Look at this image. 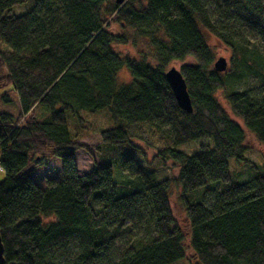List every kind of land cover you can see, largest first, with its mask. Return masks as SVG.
Instances as JSON below:
<instances>
[{
    "label": "trees",
    "instance_id": "trees-1",
    "mask_svg": "<svg viewBox=\"0 0 264 264\" xmlns=\"http://www.w3.org/2000/svg\"><path fill=\"white\" fill-rule=\"evenodd\" d=\"M111 21L147 51L117 53L132 41L111 32ZM205 32L231 50L228 71H215ZM175 62L191 114L165 78ZM122 69L129 82L120 83ZM250 76L256 86L239 89ZM218 92L264 145V0H0L5 264H176L188 249L197 264H264V171L247 159L246 130ZM100 114L108 119L101 151L116 157L80 176L87 116ZM201 141L195 154L179 150ZM147 151L177 168L187 233L172 209V182L139 166ZM55 159L59 181L39 187L36 171ZM232 160L249 168L248 179L232 175ZM116 171L127 181L117 184Z\"/></svg>",
    "mask_w": 264,
    "mask_h": 264
},
{
    "label": "rangeland",
    "instance_id": "rangeland-1",
    "mask_svg": "<svg viewBox=\"0 0 264 264\" xmlns=\"http://www.w3.org/2000/svg\"><path fill=\"white\" fill-rule=\"evenodd\" d=\"M34 4V1H31L27 5L18 7L14 10V14L22 15L28 12ZM109 29L114 34H125L126 30H123L119 24L114 21H111L109 24ZM131 38L130 44L128 45H116L115 50L117 53L122 55L123 57H133L137 58L140 56V53L146 52L147 47L144 41L137 40V45L133 43L134 34L132 32H127ZM127 34V35H128ZM206 40L210 47L214 50L216 55V60L219 58H225L228 62L227 71L230 69V61L232 59V52L225 45H223L220 41L217 40L213 35L205 32ZM182 63L175 62L171 64L169 68H176L180 70ZM237 78V77H236ZM118 79L120 83H126L130 81V74L126 69H122L118 74ZM257 82L252 76L247 78L245 85H238L239 89H244L246 87L256 86ZM236 88V86H235ZM217 98L222 104L223 107L228 111L229 115L233 120L239 123L244 129V124L241 119L235 117L229 104L225 99V95L223 92L217 93ZM14 110L15 107H13ZM88 123L91 122V125H86L88 128L85 130V133L81 137L80 144L84 145L85 148L78 150L75 154V161L78 170V174L80 176L86 175L90 173L97 165L103 163H110V161H114L116 155L114 153H106L102 150L100 132L107 128L108 119L105 114H100L98 116H87ZM246 130V129H245ZM206 141L195 142L188 144L186 146H182L179 148L180 151H184L187 154H195L200 150L201 145L207 144ZM246 157L250 161V163L257 165L260 167L262 171H264V145L261 144L257 138L246 130ZM99 148V150H98ZM113 159V160H112ZM138 162L140 168H142L145 172L152 173L157 177L158 181L170 180L172 182L171 185V205L174 211L175 217L177 218L178 223L183 228V230L188 232V223L185 218V212L182 204L179 201L180 188L173 182L178 175L177 168L173 166L172 163L168 165H163L160 161L155 160L153 153L151 151H147L146 156H138ZM61 167L62 162L59 159L52 160L51 163L46 168L38 169L34 175V181L41 188L48 187L49 183L53 184L58 182L61 177ZM115 173V167L113 168ZM230 171L232 175L235 176L236 172L241 176V180L248 179L250 177V170L248 167L241 166L239 167L235 161H230ZM116 182L117 184H122L124 181H127L128 175L125 171H116ZM4 179V173L1 172L0 169V181ZM239 182V181H238ZM188 246V244H186ZM176 264H197L195 259V255L193 252L188 249L187 259L179 261Z\"/></svg>",
    "mask_w": 264,
    "mask_h": 264
},
{
    "label": "water",
    "instance_id": "water-1",
    "mask_svg": "<svg viewBox=\"0 0 264 264\" xmlns=\"http://www.w3.org/2000/svg\"><path fill=\"white\" fill-rule=\"evenodd\" d=\"M125 2L126 0H115V3L119 6L123 5ZM227 68H228V62L226 61L225 58H219L214 63V69L218 73L226 72ZM165 78L168 81L174 93L175 99L179 107L188 114H191L193 112V107L190 96L187 91L186 81L183 78V75L180 72V70H177L174 67L170 68L165 73ZM0 264H5L4 248L1 241V237H0Z\"/></svg>",
    "mask_w": 264,
    "mask_h": 264
}]
</instances>
